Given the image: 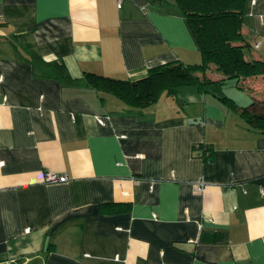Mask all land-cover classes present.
I'll use <instances>...</instances> for the list:
<instances>
[{
  "label": "crops",
  "instance_id": "1",
  "mask_svg": "<svg viewBox=\"0 0 264 264\" xmlns=\"http://www.w3.org/2000/svg\"><path fill=\"white\" fill-rule=\"evenodd\" d=\"M241 31L264 60V0ZM30 47L73 78L200 60L174 0H0V264H264V126L239 111H262L264 75L131 110Z\"/></svg>",
  "mask_w": 264,
  "mask_h": 264
},
{
  "label": "trees",
  "instance_id": "2",
  "mask_svg": "<svg viewBox=\"0 0 264 264\" xmlns=\"http://www.w3.org/2000/svg\"><path fill=\"white\" fill-rule=\"evenodd\" d=\"M174 1L197 44L200 60L196 63H162L148 68L143 77L132 80L93 72H84L73 78L62 62L46 61L31 47L27 50L29 58L44 61L50 72L66 83L90 87L101 98L106 94L117 97L131 110H141L154 103L162 93L174 94L183 85L204 92L232 80L239 87L246 88L245 79L264 75V60L244 57L246 42L241 26L247 0ZM221 100L237 106L230 98L222 97ZM239 111L248 123L264 126V107L260 113L248 107H241Z\"/></svg>",
  "mask_w": 264,
  "mask_h": 264
},
{
  "label": "built area",
  "instance_id": "3",
  "mask_svg": "<svg viewBox=\"0 0 264 264\" xmlns=\"http://www.w3.org/2000/svg\"><path fill=\"white\" fill-rule=\"evenodd\" d=\"M251 1L253 2L254 0H251ZM115 2H116V6L120 8L122 6L123 0H115ZM106 118L107 116H100V115L96 116V119L100 124H104ZM68 179L69 178L67 174H57L51 171H46L44 173V180L49 183L65 182ZM193 188L195 189V191L201 192L205 188V183L203 182V180H198L193 183ZM260 191L262 194H264V186L260 187Z\"/></svg>",
  "mask_w": 264,
  "mask_h": 264
},
{
  "label": "rangeland",
  "instance_id": "4",
  "mask_svg": "<svg viewBox=\"0 0 264 264\" xmlns=\"http://www.w3.org/2000/svg\"><path fill=\"white\" fill-rule=\"evenodd\" d=\"M219 89V88H218ZM19 263V261L17 262V261H15V262H9V263H7V264H18Z\"/></svg>",
  "mask_w": 264,
  "mask_h": 264
}]
</instances>
